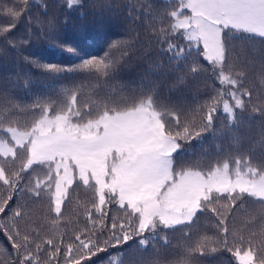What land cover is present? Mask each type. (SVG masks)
I'll list each match as a JSON object with an SVG mask.
<instances>
[{
  "label": "snow or ice",
  "instance_id": "6c2138e0",
  "mask_svg": "<svg viewBox=\"0 0 264 264\" xmlns=\"http://www.w3.org/2000/svg\"><path fill=\"white\" fill-rule=\"evenodd\" d=\"M27 5L28 0H14L12 5H0V11L15 20ZM11 27L15 23L0 29V35ZM158 31L155 42L160 55L167 54L172 61L187 59L195 52L222 86L214 88L197 109L189 111L171 97H162L154 81H141L136 88L120 87L113 95L83 107L71 90L61 105L37 102L33 107L40 115L31 125L12 126L9 122L5 127L0 121V187L5 189L0 195V214L6 217L0 221V232L15 252L13 264H54L61 255L63 264H95L93 256L123 248L130 241V247L137 250H146L150 241L167 244L165 230L190 225L198 213L208 212L224 234L212 241L216 244L213 252L219 248L230 252L236 264H264V212L259 230H249L247 236L237 230L230 240L227 226L249 198L264 209V157L253 163L251 157L237 156L234 167L225 161L206 169L178 163L185 143L211 129L218 112L235 121L237 110L246 107L245 97L251 98L243 74H232L228 41L239 33L241 39L259 38L264 43V0H177L162 17ZM180 39L186 44L178 43ZM59 46L78 55L69 44ZM109 59L108 52L100 58H82L77 68H103L111 76L117 62L106 63ZM38 66L52 72L77 70L56 64ZM160 68L163 71L164 66ZM172 70L183 73L175 77L181 84L186 76L194 77L209 68L193 60ZM10 110L19 111V107L12 105ZM254 110L264 114V108ZM194 115L200 118L199 126ZM34 166L43 170L42 176L33 175ZM74 183L94 190L96 214L88 213L84 231L74 238L75 247L69 244L62 249L38 231L21 229L18 221L25 218V212L19 197H47L50 210L59 216ZM109 206L123 215H110ZM252 219L254 222L255 217ZM245 227L251 229V225ZM197 247L206 250L199 242Z\"/></svg>",
  "mask_w": 264,
  "mask_h": 264
},
{
  "label": "trees",
  "instance_id": "16d2710c",
  "mask_svg": "<svg viewBox=\"0 0 264 264\" xmlns=\"http://www.w3.org/2000/svg\"><path fill=\"white\" fill-rule=\"evenodd\" d=\"M66 0H28V5L18 19L13 20L0 11V29H8L0 35V101L7 99L8 105L0 103V121L6 127L31 125L39 118L40 111L34 104L55 102L61 105L68 90L78 95L81 107L101 97L113 95L120 87L136 88L141 81H154L162 97H171L173 102H180L189 111L197 109L214 88L222 87L213 78L210 66L193 52L187 59L181 57L170 61L167 54L157 52L159 45L155 36L159 35L162 17L176 4L173 0H74L69 7ZM14 0H0V5H12ZM167 26V22H165ZM228 41L230 48V66L232 74H243L244 88L252 93L245 97V109L237 110L235 121H229L220 111L216 114L211 129L201 133L185 143L178 158L179 165L196 166L206 169L210 165L225 161L234 167L237 156L251 157L253 163L264 157V114L258 110L264 108V43L259 38L241 39V34L233 33ZM180 44L186 41L180 39ZM61 44H69L78 55L65 51ZM115 44V46H112ZM108 52L110 59L116 61V71L106 75V69H80L83 59L93 56L100 58ZM193 60H199L208 72L186 76L183 83L175 80V66L186 67ZM56 64L62 68H77L74 72H52L38 65ZM160 65H163L161 71ZM227 87V86H224ZM17 105L19 111L10 110ZM90 118V117H87ZM183 118V117H182ZM197 126L201 121L198 115L192 117ZM2 133H0V137ZM5 189L0 187V195ZM82 195L81 193H79ZM85 197L88 207L72 210L70 198L61 207V214L46 208H35L36 216L25 215L33 219L38 226L40 236L52 239L58 247L66 249L76 245L75 236L85 229L88 213L93 216L94 190ZM16 199V198H14ZM23 211L26 202L19 197ZM81 199L75 200L80 204ZM223 203V201H222ZM15 207V204L13 205ZM110 215H123L115 206H109ZM25 212V211H24ZM264 212L259 204L246 200L243 209H237L228 221L229 239L233 231H258L260 215ZM253 217L255 221L253 222ZM24 218V220H25ZM6 217L0 214V221ZM18 221L24 231L33 228ZM251 225V229L245 225ZM31 232V231H29ZM167 244L163 241H150L146 250H137L135 246L110 248L92 257L95 264H236L230 252L216 247L217 238L223 233L217 228L216 217L208 212L199 214L192 224L165 230ZM164 233H162L163 235ZM101 236V239H104ZM209 238L207 241L204 238ZM197 242L206 250L197 247ZM0 248L6 251L7 263L13 264L15 252L6 235L0 232ZM47 253L44 254V257ZM54 264H63V255ZM83 264V262H82Z\"/></svg>",
  "mask_w": 264,
  "mask_h": 264
},
{
  "label": "rangeland",
  "instance_id": "374dc122",
  "mask_svg": "<svg viewBox=\"0 0 264 264\" xmlns=\"http://www.w3.org/2000/svg\"><path fill=\"white\" fill-rule=\"evenodd\" d=\"M175 1V3H177V0H173ZM67 5H69V0H66L65 2ZM74 3V0H72V4ZM227 117V116H226ZM228 119V117H227ZM3 134H1L2 136ZM0 163H2V161H0ZM19 166V162L17 163V167ZM36 167L37 171L35 173H33V175H36V174H39V175H43V170L39 168V166H34ZM91 187L89 186H84L82 183L81 184H76L74 183L72 188L70 189V200L72 201L73 204L70 203V206L72 208V210H82L83 208H86L88 207L87 204H85V197L87 196H91L90 195V191H91ZM79 193H81L82 195H80ZM21 198L26 202L27 204V207L25 208V215H32V216H36L37 218V211L35 213V208L38 207L41 210L43 209H50V205H49V202L47 200V197H45L43 200H34L33 198L25 195V196H21ZM77 199H81L80 201V204H76L75 203V200ZM66 202V201H65ZM65 204V203H64ZM63 204V205H64ZM62 207H65V208H68L69 207H66V206H63ZM55 213V212H54ZM24 220V219H23ZM25 224L29 227H32V225H35L33 228L31 229H27L29 231H37L38 230V226H39V223L37 224V222H35V220L33 219H26L24 220ZM0 264H8L7 263V255H6V251L1 249L0 248Z\"/></svg>",
  "mask_w": 264,
  "mask_h": 264
}]
</instances>
